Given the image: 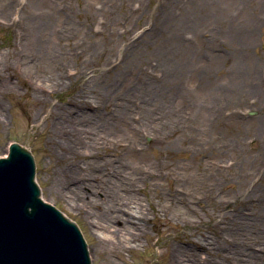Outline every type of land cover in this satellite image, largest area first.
I'll use <instances>...</instances> for the list:
<instances>
[{"label": "rangeland", "instance_id": "374dc122", "mask_svg": "<svg viewBox=\"0 0 264 264\" xmlns=\"http://www.w3.org/2000/svg\"><path fill=\"white\" fill-rule=\"evenodd\" d=\"M12 140L92 264H264V0H0ZM114 205L146 229L100 237Z\"/></svg>", "mask_w": 264, "mask_h": 264}, {"label": "water", "instance_id": "95a60500", "mask_svg": "<svg viewBox=\"0 0 264 264\" xmlns=\"http://www.w3.org/2000/svg\"><path fill=\"white\" fill-rule=\"evenodd\" d=\"M19 144L0 158V264H92L75 220L42 199L34 158Z\"/></svg>", "mask_w": 264, "mask_h": 264}, {"label": "bare ground", "instance_id": "6f19581e", "mask_svg": "<svg viewBox=\"0 0 264 264\" xmlns=\"http://www.w3.org/2000/svg\"><path fill=\"white\" fill-rule=\"evenodd\" d=\"M81 106H87L88 102L87 101H79ZM7 153V151H6ZM5 153V154H6ZM71 180V178H70ZM71 183V181H70ZM78 186L82 187H91L90 184L86 183H80ZM58 189L62 193H70L72 195V189L69 185H61L58 187ZM72 202L74 203V206H77V202L73 199ZM142 205H135L134 207H121V206H116L114 205L113 207H109L106 211L92 217L91 214H89L87 222L90 226H96L100 228V232H98V235L108 237V239L114 238V240L118 237L119 232H122V230L126 231L130 226L129 223H135L134 226L143 232L146 227H147V221H148V215L145 214L143 211L144 209L142 208ZM160 214H157L156 216L159 217ZM119 221H122V226L117 227L114 225V223H117ZM215 221V220H214ZM219 222H216L214 225H218ZM196 224L191 223V227H195ZM213 225V226H214ZM218 228V226H214ZM115 234V235H114ZM114 236V237H113ZM187 237L190 238L188 241H190V244L194 246L196 249H202L204 251L207 250L206 244L200 241V239L194 240L192 235L190 233H187ZM117 242H119L117 240ZM120 243V242H119ZM263 250V248L261 249ZM184 260V258L181 256V252H176L173 251L172 254V259H171V264H181V262Z\"/></svg>", "mask_w": 264, "mask_h": 264}]
</instances>
